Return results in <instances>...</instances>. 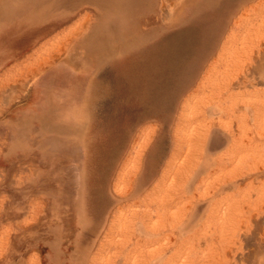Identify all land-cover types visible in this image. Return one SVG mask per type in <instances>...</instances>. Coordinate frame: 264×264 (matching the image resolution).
<instances>
[{
	"label": "rangeland",
	"instance_id": "rangeland-1",
	"mask_svg": "<svg viewBox=\"0 0 264 264\" xmlns=\"http://www.w3.org/2000/svg\"><path fill=\"white\" fill-rule=\"evenodd\" d=\"M65 5L16 62L54 34L64 57L8 75L26 69L30 79L0 80V264H202L213 251L220 264H241L254 256L248 244L264 227V0ZM207 126L216 131L210 158L221 162L209 179L200 171L208 155L187 159V144L174 145L179 127L199 152ZM183 158L189 176L198 174L174 218L158 222L155 208ZM232 178L233 196L211 199L215 182ZM216 201L218 213L209 206ZM195 204L200 213L182 235Z\"/></svg>",
	"mask_w": 264,
	"mask_h": 264
},
{
	"label": "bare ground",
	"instance_id": "bare-ground-1",
	"mask_svg": "<svg viewBox=\"0 0 264 264\" xmlns=\"http://www.w3.org/2000/svg\"><path fill=\"white\" fill-rule=\"evenodd\" d=\"M262 7V6H261ZM255 9V8H254ZM261 41V40H260ZM259 44V43H258ZM262 44V43H261ZM264 46V45H263ZM263 48V47H261ZM260 49V48H259ZM255 50V49H254ZM264 51V48L262 49V52ZM253 53V52H252ZM251 53V55L253 56V54ZM256 53V51H255ZM261 53V52H260ZM246 54V53H244ZM259 54V53H258ZM262 54V53H261ZM250 55V56H251ZM249 56V55H248ZM261 59V58H260ZM250 62V61H249ZM256 61H254L253 63H255ZM258 62V61H257ZM245 64V63H244ZM251 66V65H250ZM250 68V67H249ZM247 69V67H246ZM252 69V67L250 68ZM30 69L28 70V73H29ZM243 71V69H242ZM249 71V70H248ZM31 72V71H30ZM27 75V70L25 69V71L23 72V75ZM239 74V73H237ZM19 77V76H18ZM258 81L261 82V83H264V70H259V76H258ZM254 80V78H253ZM256 80V79H255ZM15 81V80H14ZM12 84V83H11ZM251 85V84H250ZM250 88V87H248ZM263 93V92H262ZM261 94V93H260ZM258 94V95H260ZM264 95V93H263ZM259 98V97H258ZM261 115V114H260ZM187 118V117H186ZM210 126H207L206 129H207V133H206V137H204V132L200 135V139H199V152L198 150H194L196 147L195 146V141L193 142L192 141V137L190 138V132H185L183 133L182 129H180L179 127L177 128L176 130V135H175V140H174V145L175 146H181L182 144H184L185 146V143L187 144L186 147H187V150H185V155L187 156L186 158L189 159L188 156H195L197 153L200 155V156H203V154L205 155H208L205 157V161H204V169L203 170H200L202 173L201 174H206V179H209L211 177L214 176L215 173H217L216 171H218L217 169H219V167H221V162L220 160L217 158V159H211L210 156H213L215 155L213 152L214 151V147L212 146V144H210V139H211V136H212V133L216 132V131H213L212 129H209ZM185 129V128H184ZM190 129H191V126H190ZM195 129V128H194ZM205 131V130H203ZM189 133V134H188ZM194 133V131L192 132ZM224 134V133H223ZM192 135V134H191ZM214 135V134H213ZM219 136V134H218ZM217 136V137H218ZM224 136L227 138L226 140L227 141H233L234 140V135L233 133L229 132V133H226L224 134ZM216 138V137H215ZM208 139V141H207ZM213 139V138H212ZM221 142V141H220ZM214 143V141H213ZM229 143V142H228ZM217 146V145H216ZM185 147V149H186ZM219 149V148H218ZM180 151H178V154L177 155H180L181 156V152L179 153ZM182 152V153H183ZM186 158H183L182 161H180V169H176L173 174V176L169 179L168 183V187L166 188L165 190V193L163 194V196L161 197L162 199L159 201V203L157 204V207L155 208V213H154V218L156 219V221L158 222H163L165 220H168V219H171V218H174V215L178 212L177 210L180 209V205L184 203L185 199L187 198V194L186 192H190V188L188 186V181L189 180H192L194 175L195 174H198V171L195 170L194 174L189 176V169H187V165L184 164V161L186 160ZM210 159V160H209ZM175 160H176V155L174 156V154L171 156V159L168 163V166L171 170V165L175 163ZM181 160V159H180ZM179 161V160H178ZM189 161V160H188ZM209 161V162H208ZM175 165V164H174ZM177 171V172H176ZM200 173V172H199ZM180 174V175H179ZM218 174V173H217ZM218 176V175H217ZM219 178V177H218ZM249 179V178H248ZM247 179V180H248ZM206 181V180H205ZM209 182V181H208ZM212 182V180H211ZM217 182V183H216ZM215 182L216 185H214L213 187V191H212V194H211V199H214L215 197L217 196H220L222 193L224 192H227V195L226 197H232L233 196V193H229V191L233 192L235 190V188L237 187V183L236 181L232 178V179H226L225 182H222L220 179H218L217 181ZM206 184V183H205ZM251 184V183H250ZM162 185V184H161ZM167 186V185H166ZM240 186V185H239ZM172 187V189H171ZM185 191V192H184ZM159 194V193H158ZM189 197V196H188ZM211 201V200H210ZM203 202V201H202ZM217 202L219 201H216L215 203L211 202L210 203V209L212 210H215L216 212L215 213H218V205L217 206ZM221 203V201H220ZM205 205V203H204ZM183 206V205H181ZM188 206V205H187ZM231 206V205H230ZM228 206V208L230 209L231 207ZM197 204L193 205L191 207L192 209V212L190 213V217H189V222L188 224H185L184 227H182L179 232L180 234L184 235L186 234V232H188L189 230V226L191 224V221L190 220H194L198 215H199V210L200 207H198ZM190 209V210H191ZM210 209H209V212H210ZM196 210H197V214H196ZM231 211V209H230ZM230 211H227V214L226 212H224V216L228 215L230 213ZM189 212V211H188ZM250 214V213H249ZM254 214V213H253ZM121 215H122V212H121ZM179 215V214H178ZM231 215V213H230ZM246 215V213L244 214ZM253 216V215H252ZM264 216V215H263ZM126 217V216H125ZM151 219V218H150ZM253 219V218H252ZM256 220V219H255ZM154 221V222H156ZM258 222V221H257ZM158 224V223H157ZM261 226V225H260ZM260 226H256L257 229V234L255 237H253L252 239V243L251 245L248 244V246H254L253 249H255V252H254V256L252 254L253 251H249L248 254H245V256L241 257L239 260H237V262L243 264L244 262H247L248 264H257L258 262H256L257 258H261L262 259V262L261 264H263L264 262V227H260ZM213 227V226H212ZM255 227V226H254ZM214 228V227H213ZM254 231H255V228H253ZM209 230V229H208ZM215 230V229H213ZM218 230V229H216ZM210 231V230H209ZM159 232V231H158ZM161 232V231H160ZM218 232V231H217ZM230 233V232H229ZM255 233V232H254ZM215 234V233H214ZM220 234V233H219ZM223 233H221L222 235ZM252 234V233H250ZM216 235V234H215ZM155 236V235H154ZM168 236V235H167ZM240 236V235H239ZM248 236V235H247ZM216 237V236H215ZM220 237V235L218 236ZM212 238H213V235H212ZM227 238V236H226ZM251 238V237H250ZM249 238V239H250ZM221 239V238H220ZM229 239V238H228ZM235 239V238H234ZM232 240V239H231ZM244 240V239H243ZM247 242H248V239H246ZM245 240V241H246ZM209 241H211V246L214 248L213 244L215 245V239H210ZM233 241V240H232ZM244 241V242H245ZM226 242H228V240H226ZM234 242V241H233ZM232 242V243H233ZM243 242V243H244ZM246 242V244H247ZM221 243V247L222 249L220 250V252L223 250V245L224 243H222V240L220 241ZM217 244V243H216ZM218 245V244H217ZM227 245V244H225ZM230 245V244H229ZM244 246V245H243ZM242 246V247H243ZM247 246V245H246ZM199 248V247H198ZM220 248V247H219ZM231 248V246H230ZM245 248H248V247H245ZM252 248V247H251ZM249 249V248H248ZM247 249V251H248ZM228 250V248L226 249ZM231 250H234V249H231ZM230 250V251H231ZM243 250H244V247H243ZM252 250V249H251ZM229 251V250H228ZM224 252L228 253L227 251L224 250ZM222 252V253H224ZM235 252V251H234ZM246 252V251H245ZM225 253V254H226ZM238 253V252H237ZM244 253V252H243ZM239 254V253H238ZM221 255V254H220ZM244 255V254H243ZM222 256V255H221ZM228 256V255H227ZM226 256V257H227ZM234 257V256H233ZM227 259V258H226ZM236 259V258H234ZM219 259L217 257V252L213 251L211 253V255H209V257L206 259V260H203L202 261V264H220L219 263ZM234 263L236 262L233 261ZM225 264H231L228 260H226ZM236 264V263H235Z\"/></svg>",
	"mask_w": 264,
	"mask_h": 264
},
{
	"label": "crops",
	"instance_id": "crops-1",
	"mask_svg": "<svg viewBox=\"0 0 264 264\" xmlns=\"http://www.w3.org/2000/svg\"><path fill=\"white\" fill-rule=\"evenodd\" d=\"M66 2L67 0H0V51L7 52L5 59L0 62V70L3 67L0 80L30 79L26 74L24 77L8 75L22 65H50L61 56L64 57L62 52L64 42H61L59 34H54L39 42L28 57L16 62L41 36L45 24L64 14L69 6L65 5ZM67 36L64 35V40ZM63 63L68 64L64 60Z\"/></svg>",
	"mask_w": 264,
	"mask_h": 264
}]
</instances>
